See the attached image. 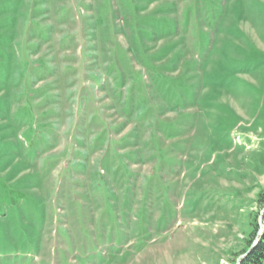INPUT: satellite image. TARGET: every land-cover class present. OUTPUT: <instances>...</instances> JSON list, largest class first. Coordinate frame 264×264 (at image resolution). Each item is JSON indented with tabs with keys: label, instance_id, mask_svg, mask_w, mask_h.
I'll return each instance as SVG.
<instances>
[{
	"label": "rangeland",
	"instance_id": "rangeland-1",
	"mask_svg": "<svg viewBox=\"0 0 264 264\" xmlns=\"http://www.w3.org/2000/svg\"><path fill=\"white\" fill-rule=\"evenodd\" d=\"M261 193L264 0H0V264H234Z\"/></svg>",
	"mask_w": 264,
	"mask_h": 264
},
{
	"label": "trees",
	"instance_id": "trees-1",
	"mask_svg": "<svg viewBox=\"0 0 264 264\" xmlns=\"http://www.w3.org/2000/svg\"><path fill=\"white\" fill-rule=\"evenodd\" d=\"M259 201L263 205V212L254 220V230L242 250L241 257L234 264H264V193L260 194Z\"/></svg>",
	"mask_w": 264,
	"mask_h": 264
}]
</instances>
